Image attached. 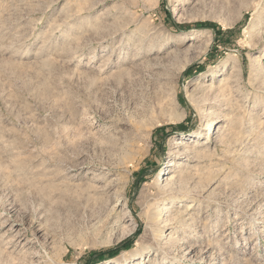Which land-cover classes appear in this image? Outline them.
Returning a JSON list of instances; mask_svg holds the SVG:
<instances>
[{
	"label": "rangeland",
	"instance_id": "1",
	"mask_svg": "<svg viewBox=\"0 0 264 264\" xmlns=\"http://www.w3.org/2000/svg\"><path fill=\"white\" fill-rule=\"evenodd\" d=\"M107 260L264 264V0H0V264Z\"/></svg>",
	"mask_w": 264,
	"mask_h": 264
},
{
	"label": "bare ground",
	"instance_id": "2",
	"mask_svg": "<svg viewBox=\"0 0 264 264\" xmlns=\"http://www.w3.org/2000/svg\"><path fill=\"white\" fill-rule=\"evenodd\" d=\"M181 36H182V38L184 37V38H186V37H189L190 39H193V38H195V36H193V35H187L186 33H182V34H180ZM213 122H214V120L211 122V124H209V125H212L213 124ZM216 126V125H215ZM200 134H201V132H200V130H195V131H193V133L191 134V137H198V136H200ZM196 138L194 139V140H196ZM121 182V181H120ZM113 184V183H112ZM111 185V184H110ZM95 187H96V185H95ZM95 190V189H94ZM110 194V193H109ZM98 195V194H97ZM95 196V195H94ZM157 209L158 210H160L159 209V207H157ZM123 211H124V209H122ZM161 211V210H160ZM160 213H162V212H159L158 214L160 215ZM107 222H110L111 223V226H110V228H108L109 230V232L110 233H117V232H125V233H130V232H132V230H133V226H132V223L131 222H129V221H126L125 220V212H122V216H121V218H119L118 216H117V214L113 211V209H111V212H110V217H109V221H107ZM162 222V221H161ZM113 238L110 236L109 238H108V242H112L113 240H112ZM145 253V251H144V249H141L139 252H137V254H140V255H143ZM140 255H138L139 257H140ZM137 259V257L136 256H134V260H136ZM117 263V261L116 260H107L106 262H105V264H116ZM126 264H128V263H126Z\"/></svg>",
	"mask_w": 264,
	"mask_h": 264
}]
</instances>
